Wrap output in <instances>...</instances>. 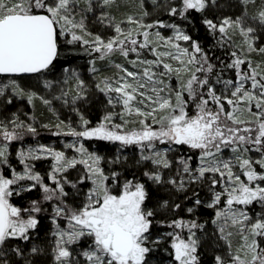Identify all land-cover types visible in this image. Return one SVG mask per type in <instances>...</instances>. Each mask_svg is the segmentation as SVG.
<instances>
[{
    "label": "trees",
    "instance_id": "obj_1",
    "mask_svg": "<svg viewBox=\"0 0 264 264\" xmlns=\"http://www.w3.org/2000/svg\"><path fill=\"white\" fill-rule=\"evenodd\" d=\"M7 3L0 0L1 18L7 8L13 7L19 14L44 13L56 28V55L50 67L34 75L0 76L1 85L10 78L18 86L15 94L7 95V99L2 96L4 99L0 100V113L12 117V124L0 132V140L6 146V163L2 168L8 176L9 168L22 169L21 151L35 143L31 137H39V143L44 145L57 138L54 131L59 128L50 124L52 119L59 120L62 128L70 129L73 134L89 132L101 123H126L129 127L133 121H139L129 110L119 112L120 95L108 88L124 76L128 81H136L142 72L133 68L131 62L149 59L139 45V32L135 33L138 22L144 23L148 30L178 28L187 37L190 49L197 51L190 64L193 77L177 80L171 71L160 72V63L158 73L149 76L162 87L160 97H167L171 105L177 103L185 111L186 119L197 104L209 106L208 112L216 117L220 129L223 122L225 128H235L255 124L263 117L264 0H201L198 6L188 9L183 8L182 0H11ZM118 30L128 34L122 40H115ZM111 38L114 39L113 53L105 54L106 47L102 44L109 43ZM117 41H120L118 46ZM123 67L134 75H126ZM57 74L63 83L54 85L51 90L54 94L60 91L66 102L53 106L59 117L39 104L36 109L32 108L25 98L28 91L39 93L40 87H44L34 82L37 77L45 75L52 80ZM238 79L244 81L242 103L231 97V84ZM75 81L80 82L79 85ZM133 95L135 98L136 94ZM239 110L243 112L239 116L241 121L231 122L226 115L233 112L237 116ZM164 116L161 125H167V108L155 111L152 119L156 121ZM149 120L147 117L141 121L148 124ZM131 129L133 127L126 128ZM10 133L26 137L6 142ZM67 137L60 129V140L64 142ZM82 140L84 150L101 156L104 177L140 185L144 191L141 209L148 227L144 253L137 264H180L174 250L176 238L191 245L193 260L186 264H248V241L253 243L255 252H260L264 246V230L252 229L250 222L244 229L232 225L222 227L216 206L209 204V199L217 192L213 173H201L196 178L185 174L184 170L195 169L201 153L198 148L185 144L169 146L165 152L168 165L154 168L149 164L147 149L137 151L135 147L106 142L98 136L82 137ZM28 163L35 165L40 177L48 178L49 159ZM73 167L60 174V222L54 218L56 212L49 208L51 206L42 209L35 225L23 236L5 241L0 264H89L94 245L91 235L82 234L63 244L53 235L58 222L60 228L69 229L72 222L66 213L86 200L88 182L82 168L78 164ZM156 174L160 175L159 180ZM35 197L37 190H28L16 203ZM246 209L252 215L264 216V204L262 208L254 202ZM179 221L182 223L177 226ZM98 264L114 262L104 257Z\"/></svg>",
    "mask_w": 264,
    "mask_h": 264
},
{
    "label": "rangeland",
    "instance_id": "obj_2",
    "mask_svg": "<svg viewBox=\"0 0 264 264\" xmlns=\"http://www.w3.org/2000/svg\"><path fill=\"white\" fill-rule=\"evenodd\" d=\"M60 1L65 2L66 0ZM7 2L11 3V0H2L4 4H8ZM182 3L183 8L188 9L198 6L201 0H182ZM13 11H15L13 7H10L5 12L8 15L10 14L8 12ZM0 19L2 18L0 17ZM143 24L138 22L135 25V33L139 32V45L149 55V59L139 58L131 62V66L142 73L136 81H128V78L124 76L117 83L108 87L109 91L113 88L120 95L117 105L119 112L129 110L130 115L139 119L137 123L133 121L129 127L127 126L129 124L126 123H118L117 125L112 122L101 123L89 132L73 134L70 129L62 128L59 120L52 119L50 124L56 126L57 129L59 128L54 131L56 132L54 133L55 138H57L44 145L39 143V137H31L30 139L34 140L36 144H31L21 151V156L25 159L19 161L23 164L21 165L22 169L9 168V176L4 173L2 168V165L6 163V146L0 140V187L6 191L7 196L10 195L11 191L17 196L35 187L37 194H40L38 198L22 202L20 207L10 204L6 199L8 210L15 212L9 217V224L14 230L15 236H23L36 223L37 214L42 212V209H48L49 206L56 212L54 218H58L60 222V212L62 211V208L60 209V174L78 164L83 170V177L88 182V190L85 193L86 200L79 202L75 209L65 212L67 216L70 215L72 222L69 224V229L60 228L58 222L53 235L61 244L82 234L91 235L94 239V245L91 255L89 254L91 258L88 261L89 264H98L104 257L114 264H137L141 261L144 253L143 242L146 239L145 231L148 227V222L141 209L144 191L140 185L116 181V178L111 176L104 177L101 173V156L92 150L83 149L82 137L89 136L92 138L98 136L106 142L122 144L124 147H135L137 151L142 148L147 149L150 158L149 164L154 168L161 164L168 165L165 161V152L169 146L174 148L176 144H185L191 148H198L201 153L198 156L195 169L193 171L184 170V172L188 176L191 174L195 176L193 178L206 172L213 173V176L216 177L217 180L214 185L217 187V192L211 196L209 204L216 206L222 227L232 225L244 229L250 222L252 229L259 227V229L264 230V216L261 213L252 215L246 209L247 205L254 202L262 208L264 204V110L261 113L263 117L260 121L252 125L244 124L235 128L234 126L225 128L224 122L222 129L217 128L216 117L208 112L209 106L205 104H197V106L192 107L191 116L189 115L186 119L185 111L177 103L171 105L167 97H160L159 91L162 87L157 84L158 80L149 76L153 75L154 72L158 73V63H160L162 64L160 72L171 71L177 80L188 79L187 76L192 75L191 71L193 72L190 67L192 56L197 54V51L194 48L190 49L187 37L180 29L164 27L160 30L159 28L148 30ZM128 32L133 31L128 30ZM127 34L126 31L118 30L114 39L122 40ZM114 39H109V43L102 44L106 47L105 54L113 53L111 50ZM119 42L116 46L120 45ZM100 46L97 48L100 49ZM124 72L126 75L133 74L125 68ZM47 77L45 75L37 77L34 82L36 81L44 87H40L41 92L39 93L33 90L28 91L25 98L32 108L36 109L39 104V106L52 110L53 114L56 113V116L59 117L53 106L55 103L59 105L60 102L62 104L66 102L65 99L62 100L63 94H60V91L56 92L59 94L56 96L51 88L63 82L60 81V74L55 75L51 78L52 80H48ZM75 83L79 85L80 82L75 81ZM231 85V97L236 102L242 103L245 94L242 93L244 81L238 79ZM6 88L8 90H5ZM17 89L18 86L14 80L6 79L4 85L0 84V100L4 99L2 96L7 99V95L15 94ZM133 94H136L135 98ZM161 108L169 110V118H166L167 125H161L165 116L157 118L156 121L152 119L153 113ZM242 113L239 110L237 116L233 112L226 116L231 119V122L235 121L234 123H236L241 121L242 117L239 118V116ZM147 117L150 119L149 125L143 124L141 121ZM236 118L238 120H235ZM194 121L198 122V126L193 123ZM11 122L12 117L0 113V132L12 124ZM155 122L158 124L156 127L153 125ZM234 123L232 124L234 125ZM188 124H193L197 128L196 136L200 131L202 135L194 139L182 132L177 140L175 130L184 128ZM132 127L133 129L126 130V128ZM60 129L64 135L68 136L64 142L60 140ZM57 132H59L58 135H56ZM10 134L6 142L15 141V139L19 141L26 137H18L15 133ZM145 134L146 140L140 142L129 140L131 137L141 136L143 138ZM44 159H49L51 162L50 173L45 181L36 173L35 165L28 163L30 160ZM155 178L159 180L160 175L156 174ZM69 181L73 182L72 180ZM182 182L183 180L180 179L179 184ZM125 201H129V205L124 206L123 202ZM109 202L112 203L113 208L125 209V215L116 214L119 216L118 221L123 227L129 226L128 229L133 232L132 250L124 258L112 257L102 244L104 237L100 230H94L92 224L88 222L92 216L91 211L96 209L98 213L94 216L103 218L108 223L111 216L107 213L109 211L104 210L103 206H107ZM181 223L179 221L177 226H180ZM174 250L180 264H186L193 260V251L188 241L176 238ZM246 251L249 258L248 264H264V246L257 253L253 248V243L248 241Z\"/></svg>",
    "mask_w": 264,
    "mask_h": 264
},
{
    "label": "water",
    "instance_id": "obj_3",
    "mask_svg": "<svg viewBox=\"0 0 264 264\" xmlns=\"http://www.w3.org/2000/svg\"><path fill=\"white\" fill-rule=\"evenodd\" d=\"M55 35V25L44 13H14L0 19V76L34 75L50 67L56 55ZM88 222L97 228L102 219L92 215ZM4 223L5 211L0 205V236ZM110 228L118 250L127 253L132 248L130 233L116 223ZM109 242V238L102 240L104 246Z\"/></svg>",
    "mask_w": 264,
    "mask_h": 264
},
{
    "label": "flooded vegetation",
    "instance_id": "obj_4",
    "mask_svg": "<svg viewBox=\"0 0 264 264\" xmlns=\"http://www.w3.org/2000/svg\"><path fill=\"white\" fill-rule=\"evenodd\" d=\"M193 123L198 126V122L197 121H194ZM196 130H197V128L193 124H188L184 128L182 127L181 129L175 130V132H176V138L178 140L180 138V135L182 134V132H184L185 135H188L190 138H194L195 139V138L199 137L200 135H202V132L200 131L199 134H197V136H196V134H195ZM144 139L146 140L147 137H145V136H143V138L141 136L131 137L129 140L136 141V142H140V141H142ZM176 145H178V144H176ZM35 161H39V160H35ZM36 173L39 174V172H38L37 169H36ZM42 179L45 181L44 178H42ZM33 189H36V187L33 188ZM11 194H13L12 191H11L10 195L7 196L6 195V191L0 187V205L4 208V211H5L4 229H3L2 234L0 236V251H1V247L4 245V243H5V241L7 239H9V238L12 239V238L20 237V236H15L13 234L14 230L11 228V226L9 224V217L12 216V214H14L15 212L14 211H11V210H8V205L6 204V199H8V201H9L10 204H13L14 206L20 207V206H22V203L21 204H17L16 203V199L21 194H18L17 196H15V194H13V195H11ZM38 195H40V194H37V197H35V198H38ZM28 200H30V199H28ZM24 202H27V201H24ZM123 205L124 206L129 205V201L123 202ZM103 208H104L105 211H109L107 213L110 214L111 219H110V221H108V223H106L104 221V219L101 218L102 219V223H100L97 228L94 227V230H100L101 235L104 237L103 239H105V238H109L110 239L109 245L108 246H104L103 245V246H104V248H105V250L107 252H110V254H111L112 257L124 258L127 255H129V253L131 252L132 248L127 253H121L118 250V247H119L118 246V243L116 241H114L115 233L110 228V226L112 224L116 223L119 226H121L124 230H126L127 232H129L130 235H131V238H132V247H133V232L128 229L129 226L128 227H125V226L123 227L121 225V223L118 221L119 216L116 215L117 213H119L120 215H125L126 211H125L124 208H116V207L113 208L112 207V203H110V202L107 204V206H103ZM97 213H98V210H96V209H94V210L91 211V215H97Z\"/></svg>",
    "mask_w": 264,
    "mask_h": 264
},
{
    "label": "bare ground",
    "instance_id": "obj_5",
    "mask_svg": "<svg viewBox=\"0 0 264 264\" xmlns=\"http://www.w3.org/2000/svg\"><path fill=\"white\" fill-rule=\"evenodd\" d=\"M9 9H10V7H9ZM13 10H15V11H13V12H8V13H10V14H14L15 12H16V9L15 8H13ZM16 13H18V12H16ZM9 15V14H8ZM6 16V15H5Z\"/></svg>",
    "mask_w": 264,
    "mask_h": 264
}]
</instances>
